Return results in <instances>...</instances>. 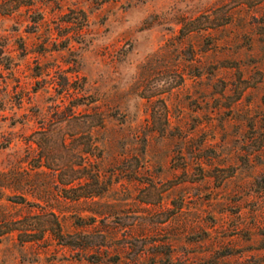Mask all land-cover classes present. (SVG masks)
Listing matches in <instances>:
<instances>
[{
  "label": "rangeland",
  "instance_id": "obj_1",
  "mask_svg": "<svg viewBox=\"0 0 264 264\" xmlns=\"http://www.w3.org/2000/svg\"><path fill=\"white\" fill-rule=\"evenodd\" d=\"M0 264H264V0H0Z\"/></svg>",
  "mask_w": 264,
  "mask_h": 264
}]
</instances>
